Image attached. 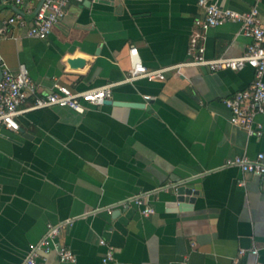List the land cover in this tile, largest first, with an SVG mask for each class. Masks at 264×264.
Segmentation results:
<instances>
[{
	"label": "crops",
	"instance_id": "crops-1",
	"mask_svg": "<svg viewBox=\"0 0 264 264\" xmlns=\"http://www.w3.org/2000/svg\"><path fill=\"white\" fill-rule=\"evenodd\" d=\"M218 3L239 12L256 4L264 23V0ZM35 5L0 0V21L17 13L29 21ZM200 17L197 0H82L45 39L8 29L1 55L13 73L24 65L39 94L55 83L76 91L114 83L112 100L144 106L49 107L21 114L17 131L0 129V264L20 263L48 224L67 219L57 241L76 262L39 252L43 264H102L100 239L115 264H264V175L225 165L259 153L264 163V116L255 117L262 135L248 136L223 104L253 69L196 66L122 82L131 47L148 68L185 61ZM248 42L237 23L211 27L205 56H239ZM77 57L85 64L73 68ZM182 185L195 191L192 201L176 200ZM137 195L152 214L121 204Z\"/></svg>",
	"mask_w": 264,
	"mask_h": 264
},
{
	"label": "built area",
	"instance_id": "built-area-1",
	"mask_svg": "<svg viewBox=\"0 0 264 264\" xmlns=\"http://www.w3.org/2000/svg\"><path fill=\"white\" fill-rule=\"evenodd\" d=\"M11 1L15 5L24 2V0ZM34 1L35 9L31 12L29 21L18 13L0 21V41L13 25L25 27L29 38L45 39L52 27L66 15L69 4L82 0ZM197 5L201 9V17L195 20V28L190 34L187 59L152 69L142 63L137 49L131 47L128 51L131 60L130 69L122 82L142 79L149 82L163 81L168 73H181L196 66H205L211 72L221 69L239 71L248 66L253 69V80L246 88L225 98L223 104L230 111L231 124L243 128L248 136L259 137L262 135V126L255 123V117L256 115L264 116V23L257 5L254 4L244 12L221 7L218 0H197ZM225 23L239 24L240 33L249 39L245 51L235 57L207 58L204 46L205 31ZM114 85V83H108L76 91L55 83L52 91L39 94L24 65L13 73L0 52V129L17 131L19 128L17 118L21 114L49 107H67L78 113H84L90 106L102 105L106 99H111ZM145 98L149 97L145 96ZM225 165L236 166L245 173L264 175L263 154L261 153L255 159L236 156L227 160ZM121 204L125 206L134 204L144 216L154 212L153 207L148 205L141 195L130 197ZM70 222L71 219H67L57 224H48L45 235L37 243L29 245L25 257L17 264H43L39 260V252L47 254L51 251L55 252L60 262L75 263L76 256L73 251L57 241L61 230ZM99 244L107 248L102 257V264H115L112 247L103 239L99 240Z\"/></svg>",
	"mask_w": 264,
	"mask_h": 264
},
{
	"label": "water",
	"instance_id": "water-1",
	"mask_svg": "<svg viewBox=\"0 0 264 264\" xmlns=\"http://www.w3.org/2000/svg\"><path fill=\"white\" fill-rule=\"evenodd\" d=\"M87 2H90L91 0H86ZM69 64L73 68L82 67L85 64V60L83 58L77 57L73 59H69ZM103 104L106 105H117V106H126V107H143V103H133V102H120V101H114L112 99H106ZM176 200L184 201V200H190L192 201L196 193L195 191H192L191 188L186 187L184 185L179 186L176 188Z\"/></svg>",
	"mask_w": 264,
	"mask_h": 264
}]
</instances>
